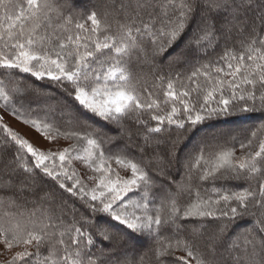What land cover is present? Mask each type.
<instances>
[{"label": "snow or ice", "instance_id": "1", "mask_svg": "<svg viewBox=\"0 0 264 264\" xmlns=\"http://www.w3.org/2000/svg\"><path fill=\"white\" fill-rule=\"evenodd\" d=\"M137 53L150 67L161 58L192 70L159 69L161 95L134 83L128 62ZM0 69V107L50 143L74 141L42 150L0 114V202L27 194L37 205L27 216H0L3 264H209L188 238L202 235L206 220L215 225L209 251L222 247L224 264H264V124L240 142V157L234 148L188 145L198 125L264 113V0H107L102 14L86 16L65 15L52 0H0ZM20 74L47 80L70 98L75 115L67 123L83 122L81 128L58 126L47 112L41 118L39 104L29 103L26 114L24 97L47 93L21 87ZM89 119L116 126L117 135L102 136ZM129 121L143 144L134 142ZM124 136L125 149L105 150V142ZM134 148L153 153L142 163ZM173 162L189 183L169 176L176 191L157 204L150 168L164 172ZM191 181L210 184V191L193 193ZM184 195L190 199L181 205ZM196 218L201 223L189 230ZM242 221L249 224L229 235ZM169 229L174 239L162 238ZM145 236L154 246L130 255Z\"/></svg>", "mask_w": 264, "mask_h": 264}, {"label": "trees", "instance_id": "2", "mask_svg": "<svg viewBox=\"0 0 264 264\" xmlns=\"http://www.w3.org/2000/svg\"><path fill=\"white\" fill-rule=\"evenodd\" d=\"M54 7L59 9L65 15L69 12L73 14V16L79 15H87L90 14L91 11H96L98 14H102L105 11V5L107 0H52ZM53 17L55 18L56 13H52ZM107 22L111 25L112 31H116L117 23L116 20L109 16L107 18ZM90 24V22H89ZM220 50L217 49L216 53H212L208 59H215L216 56L219 54ZM128 69L132 74L133 81L138 85V87H148L153 92L160 93L162 95L161 89L158 87V81L155 78V73L162 69L164 72H183V73H190L192 70L189 66L183 65L177 67L175 64L169 67L168 60H161V58H156L155 60V67H150L148 64L143 62L142 55L137 53L134 54L133 58L128 62ZM3 70L0 69V78H4L2 76ZM24 77L21 87L28 85V86H35L38 89L43 90L47 94L41 96L40 98L33 97L28 95L24 97V111L26 112L29 103L33 107L37 104L40 105V113L39 115L43 118L44 113L47 112V119L49 121L54 122L56 125L61 127H74V128H81V124L83 122H73L71 125L67 123L69 119V114L75 115V112L72 111V101L68 98L64 93H62L59 89L55 88L51 85L47 80L44 81H37L33 77L27 74H20ZM7 82V81H6ZM9 88L12 87V84L8 85ZM19 100V98H17ZM16 108H20V103L17 102L15 104ZM4 109V108H3ZM13 116L12 110L9 109L6 111ZM63 113V114H62ZM27 114V112H26ZM145 119H147V115L145 114ZM89 125L92 126L94 130L99 132L102 136L113 137L117 135L116 126H105L102 121L96 119H89L87 121ZM155 123V122H151ZM238 124H244L243 128L237 131H221L220 128H227L229 126H238ZM261 124H264V113L255 112V113H238L233 116L228 117L226 120H213L206 122L204 125H198L196 130L190 134V140L188 141L189 148L195 147L200 145L201 142L205 145L210 146V150L213 152H219L228 149H235V156L240 157L243 155V152L240 149V142L246 141L249 137L252 130L258 128ZM127 126L130 130L133 131V140L137 144H143V141L140 139L139 136L135 135V125H133L130 121L127 122ZM227 130V129H226ZM213 133H209V132ZM166 135V134H165ZM74 143L72 141L70 144ZM128 139L126 136L120 137L117 141L116 145L111 143L105 142L104 148L107 152H115L117 149H125V146L128 145ZM69 146V145H68ZM67 146V147H68ZM256 143L254 142L253 151L256 150ZM163 148V145H161ZM188 149H184L181 152V157L183 158L184 155L187 153ZM153 149L146 148L145 152L141 154L138 149H133L132 155L136 160H141L142 163H146L148 158L152 155ZM78 164V163H77ZM77 164L75 167L77 168ZM114 168L116 166H113ZM164 172H159L155 167L150 168V175H152L153 180L155 181V186L153 188V193L156 195V203L159 204L161 199H167V191L170 189L172 192L176 191V186L171 184L169 181V176L171 179L181 182L183 181L185 184H188L189 181L185 175V169L182 165H177L173 162L171 165L165 164L164 165ZM77 171L83 177L84 173L77 168ZM130 175V174H129ZM192 191L198 189L202 196H206L208 191H210L211 185L207 183H198L196 181H191ZM217 186H219V182H217ZM235 187V185H233ZM208 190V191H206ZM5 196V193L0 192V197ZM138 198V197H137ZM194 198V197H193ZM33 197L25 194V196L16 195L15 202L11 203L7 199H4L0 202V216H3L5 212L13 213L19 216L23 213L25 216L32 211L36 204H33L32 201ZM189 197L187 195L181 196L179 198V202L181 205H184L186 202L189 201ZM59 203V200H57ZM68 203L71 204L72 201L69 199ZM201 221L199 218L192 220L189 223V230L194 225H199ZM204 223L207 225L204 229H202V235L199 236H189L188 238L194 242L193 251L203 255V258L209 261V264H224V250L222 247H217L215 254L209 251L210 245L212 242L208 239L211 233L214 231V223L206 220ZM249 222L242 221L239 222L235 227H230L229 235L233 234L237 231V229L241 228L243 225H248ZM250 226V225H249ZM238 227V228H237ZM183 235H187L185 232ZM161 237H169L174 239L172 236L171 230H162ZM154 241L150 237H143L142 239L138 240L130 251V255L138 254L147 251L149 248L154 246ZM3 248V249H1ZM4 250V245L0 243V252ZM22 248H14L12 252L20 251ZM32 250V249H30ZM12 253H8V258ZM177 255H183V253H177ZM5 260V256L0 255V264H3ZM167 264H172L171 258H167ZM192 264H195V260L192 261ZM230 264V262H229Z\"/></svg>", "mask_w": 264, "mask_h": 264}, {"label": "rangeland", "instance_id": "3", "mask_svg": "<svg viewBox=\"0 0 264 264\" xmlns=\"http://www.w3.org/2000/svg\"><path fill=\"white\" fill-rule=\"evenodd\" d=\"M0 114L4 115V122L10 126L14 131L18 132L23 138L28 139L34 146L40 149H48V148H59L63 149L67 147L72 142L71 140L60 139L58 143H50L48 140L44 139L41 135L37 134L33 129H31L28 125H25L21 119H18L16 116L6 112L2 107H0ZM244 124H238V126H229L227 128H220L221 131H237L243 128ZM227 129V130H226ZM213 133V132H209ZM113 166H116L113 163ZM117 167V166H116ZM77 168H79L84 173V168L77 164ZM91 174V173H89ZM123 174V173H122ZM130 174V172L128 173ZM238 228V227H237ZM3 249V248H1ZM10 254L12 252H9Z\"/></svg>", "mask_w": 264, "mask_h": 264}]
</instances>
